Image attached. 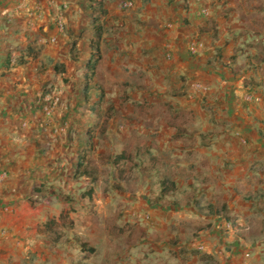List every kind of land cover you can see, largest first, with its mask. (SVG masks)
<instances>
[{
	"label": "crops",
	"instance_id": "obj_1",
	"mask_svg": "<svg viewBox=\"0 0 264 264\" xmlns=\"http://www.w3.org/2000/svg\"><path fill=\"white\" fill-rule=\"evenodd\" d=\"M102 5L87 75L89 0H0V264H142L112 259L120 248L102 228L117 209L119 225L148 234L126 260L136 248L172 251L170 264H264V0ZM89 136L91 159L125 163L134 191L109 186L116 198L75 175ZM220 201L228 219L196 208ZM83 215L109 259L81 252L82 225L69 221Z\"/></svg>",
	"mask_w": 264,
	"mask_h": 264
},
{
	"label": "rangeland",
	"instance_id": "obj_2",
	"mask_svg": "<svg viewBox=\"0 0 264 264\" xmlns=\"http://www.w3.org/2000/svg\"><path fill=\"white\" fill-rule=\"evenodd\" d=\"M105 130H106V126L105 124H101L98 126H95L93 129V132H98V135H100V137L103 139V137L105 136ZM102 145V143H101ZM91 158V155H90ZM106 159L104 157H101L99 159L100 163H102L101 168H99L97 166V163L95 161L94 164L97 166V172L99 175V179L96 185H99V187L103 190V191H110V193H115V191L112 190V187L114 188H120L122 189V191L126 190H133L132 186L133 183L132 180L136 179L137 175H135V172H130V173H126L125 172V167H123L122 165H124L125 163H122L120 165H118L116 168L112 167L111 165H107ZM129 165V163H128ZM100 180H102L100 182ZM127 181V182H123V181ZM122 181V184H121ZM109 186H112L111 188ZM134 188V187H133ZM134 191V190H133ZM120 196H122V193L119 194ZM116 194V198H119L120 196ZM95 196V193H94ZM219 205H221V201L219 202ZM93 212H97L95 210H93ZM105 212H108L107 210H105ZM117 213V218L119 219L120 215L122 214L120 209L116 210ZM97 213H92L90 212V214L88 215V218L90 219L92 216L96 215ZM115 217V219H111V221H108L106 223L105 230H108L109 228V233L108 235H110V237H106V240L108 243H111L115 248H120L116 254L114 255V257L112 259H115L117 261H127V262H135V263H139L143 262L142 264H170V260L168 259V257L170 256L171 258H173L175 253H172V251H168V255H163L162 253L159 254H153V250L152 249H145L144 251L140 252V251H135L136 248L134 249L133 253H130L128 256H131L130 260H126L127 259V255H123L119 256L121 254V252L123 253L124 251H129L130 247H128L129 243L132 242V244L136 245V243H138L139 241L144 240V238L148 237V234L145 232V230H143V228L141 226L139 227H135V224H132L130 226H122L119 225L118 222L119 220ZM68 219L63 220L64 222H66ZM86 220V215L83 216H79V218L77 219H70V224L73 222H78L80 225H82L83 221ZM63 224V223H62ZM145 224V223H143ZM80 229L82 230L81 237L79 238V240L82 242H86L88 245H94L96 246V252L94 255L90 256L89 258L95 263V261H100V260H107L109 259L107 254H103L102 250L103 247L101 248H97V246L102 245V243L100 241H103L102 239H95L93 235H91V233L89 232V228H85V226H81ZM62 234H65V232H62ZM77 244L79 245V241H77ZM80 246V245H79ZM100 250V251H99ZM74 254H76L75 259L79 260L80 256L79 252L77 253V251L75 252L74 250ZM159 255V257H158ZM144 256H147L146 258L143 259ZM133 264V263H132Z\"/></svg>",
	"mask_w": 264,
	"mask_h": 264
},
{
	"label": "trees",
	"instance_id": "obj_3",
	"mask_svg": "<svg viewBox=\"0 0 264 264\" xmlns=\"http://www.w3.org/2000/svg\"><path fill=\"white\" fill-rule=\"evenodd\" d=\"M92 3V10H93V16H92V26H93V32H94V39L92 42V48H93V59L91 61H89V63L87 64V75H91L92 72L94 71V68L98 62V59L100 57L99 54V42H100V38L102 36L103 33V23L100 20V18H102L105 15V10L103 9V5H102V0H89ZM34 51L32 49H28L27 55H32L34 56ZM23 63V59H19L17 61V64H22ZM89 76H87L88 78ZM92 150V141H91V137H87V148L83 151V153L79 156V161L77 163L76 166V174L77 176H85V177H89L92 183H96L97 178H98V172H97V166L94 164L93 160L90 158L89 153ZM119 159H122V157L120 155ZM114 163L116 162V159H113ZM170 186H168V184L165 185V182L161 183V190L160 193L161 194H166L168 191H174L173 185L171 182ZM172 185V186H171ZM120 189V188H117ZM92 192L93 189L89 188L86 191L83 192V194H81L82 197H88L89 199H92ZM197 210L199 212H205V214L207 215H213V214H217V215H223L224 217H226L228 219V215H227V208L225 204L222 205H217V204H205L203 206H196ZM60 218H63V215L60 214ZM55 224L56 221L54 219H49L47 220L45 226H48V229L50 230H54L55 229ZM55 234L59 232H61L60 230H54ZM62 233V232H61ZM58 236V235H57ZM75 238H78L77 236H75ZM79 241V245L81 248V252H83L84 254H91L94 252V247H92L91 245H88L86 242H82L78 239ZM79 264H88L82 261L78 262Z\"/></svg>",
	"mask_w": 264,
	"mask_h": 264
},
{
	"label": "built area",
	"instance_id": "obj_4",
	"mask_svg": "<svg viewBox=\"0 0 264 264\" xmlns=\"http://www.w3.org/2000/svg\"><path fill=\"white\" fill-rule=\"evenodd\" d=\"M123 6L125 7H129L130 6V2L129 1H126L123 3ZM203 13H207V9L206 8H203L201 10ZM58 25H59V28H63V21H62V15L59 14L58 15ZM190 50L191 51H195V47L193 45L190 46ZM194 87H199L198 84H195ZM58 100V97L56 95L52 96L51 98V101H50V106L47 107L46 111L48 114H50L51 112V109H52V105H54ZM7 174L5 171H0V183L6 178ZM202 247L199 246V249H201Z\"/></svg>",
	"mask_w": 264,
	"mask_h": 264
}]
</instances>
